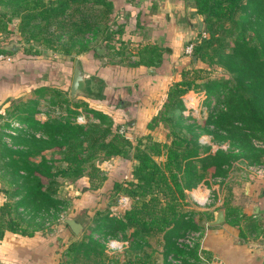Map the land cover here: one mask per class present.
<instances>
[{
    "label": "trees",
    "instance_id": "obj_1",
    "mask_svg": "<svg viewBox=\"0 0 264 264\" xmlns=\"http://www.w3.org/2000/svg\"><path fill=\"white\" fill-rule=\"evenodd\" d=\"M185 1L203 28L192 46L195 66L182 69L147 124L148 131L167 128L164 141L147 134L134 144L127 138L128 127L120 133L121 126L108 114L50 86L42 89L44 109L38 99H30L0 113V240L6 231L33 236L56 224L68 227L61 214L71 209L60 195L61 186L86 177L85 190L96 191L105 179L100 165L121 157L134 161L131 176L114 181L108 194L127 196L129 207L120 213L108 205L98 208L86 236L77 241L70 235L60 264H90L88 258L99 250V256L105 253L108 238L127 241L122 264L207 263L197 242H179L187 232L202 231L212 218L211 212L190 208L186 190L208 178L224 179L235 163L264 165V0ZM0 6L1 34L17 38L26 57L58 50L62 59L74 61L90 50L91 40L103 29L104 45L120 42L118 54L128 64L156 67L162 62L158 44L120 39L122 29L112 27L111 0H0ZM13 20L18 21L15 29ZM100 25L104 27L98 29ZM4 47L0 54L11 52ZM198 63L218 66L222 74L200 76L206 70L197 68ZM98 86L87 97H101ZM190 91H203V118L183 114V97ZM203 136L210 143H203ZM227 211L237 218L235 209ZM93 261L117 263L107 254Z\"/></svg>",
    "mask_w": 264,
    "mask_h": 264
},
{
    "label": "crops",
    "instance_id": "obj_2",
    "mask_svg": "<svg viewBox=\"0 0 264 264\" xmlns=\"http://www.w3.org/2000/svg\"><path fill=\"white\" fill-rule=\"evenodd\" d=\"M111 1L114 4L112 27L122 29L121 40L135 42L134 30L137 19L141 18L145 28L150 26L158 29L153 37L157 42L167 41L169 44L163 46L162 62L156 67L128 64L127 59L118 54L120 42L113 41L114 46L109 48L104 43L98 44L104 55H101L102 52L96 54L94 48L97 44L91 45L90 50L78 58L84 71L91 76L87 84L92 82L93 89L100 85L101 97L91 99L87 95L78 94L76 99H82L90 107L108 114L118 126H128L127 138L135 144L136 138L151 134L147 129L148 122L165 101L168 88L180 80L182 69L188 68L183 53L192 27L189 26L191 22L188 20L187 10L188 27L185 34L181 35L174 29V16L183 0ZM149 12L152 13L148 14ZM146 19L151 21L147 23ZM13 44L17 43H10L9 48ZM43 53L41 51L38 55L26 57L21 48L5 53L12 60L0 61V113L14 104V99L19 98L20 101L38 99L44 109L47 102L42 97V89L46 86L63 92L70 89L74 61L58 58V55L48 58ZM193 93L188 92L183 101L186 98L195 100ZM41 119H45V115H41ZM79 120L85 121V118L79 117ZM109 160L120 163L121 172L116 167L120 176L126 173L125 177L115 181L130 178L133 160L121 157ZM126 166L129 167L128 170H122ZM236 166L244 168V172L235 171ZM85 188L81 190L82 194L87 192ZM107 195L109 196L108 193ZM120 195L122 194L116 196ZM186 195L191 209L212 214L197 240L200 250L205 252V256L202 253L200 256L207 260L206 264H264V176L251 172L245 164L235 163L224 179L208 178L191 190H186ZM77 197L72 198L75 200L72 202L71 213L66 218H75V213L84 208L81 204L83 201L79 199L81 197ZM77 199L79 200L76 201ZM3 201L4 195L0 192V203ZM98 208L96 205L95 209ZM228 208L235 209L236 219L233 220L228 214ZM219 209L224 210V222L210 226L209 222ZM90 210L91 205L87 211ZM71 234L69 227L62 224H56L52 231L37 232L33 236L6 231L0 240V264H60L61 254L70 241ZM123 247L125 251L127 244L124 243Z\"/></svg>",
    "mask_w": 264,
    "mask_h": 264
},
{
    "label": "rangeland",
    "instance_id": "obj_3",
    "mask_svg": "<svg viewBox=\"0 0 264 264\" xmlns=\"http://www.w3.org/2000/svg\"><path fill=\"white\" fill-rule=\"evenodd\" d=\"M179 9L177 10V13L175 14V19L173 20V25H174V29L177 31V33L183 35L185 34L186 30H187V27H188V23H187V17H186V11L188 10V20L189 22H191L189 24V26L192 27V29H190L189 31V39L187 40L186 44H184V49L186 48L187 45L189 44H192L194 43V39L196 38L197 36V33L199 31L202 30L203 28V22H202V27L201 29L199 30V24H198V19H197V15L193 14V7L191 5V3L189 1H185L183 0V3L179 4ZM177 8V7H176ZM4 12V9L3 7L0 6V13ZM152 12H149L148 14H151ZM200 17V16H199ZM112 16H111V20H112ZM147 20V19H146ZM200 20L202 21V19L200 18ZM113 21V20H112ZM111 21V22H112ZM151 21V19L147 20V23H149ZM17 20H13V25H11V27L13 29L16 28L17 26ZM104 27V25H100L98 26V29H102ZM183 29V31L181 30ZM103 30V29H102ZM102 30H101V33H99L95 38H93L91 40V45L94 46H99L98 44H103V41H102ZM158 30V29H153L152 27H148V28H145L144 27V20L141 19V18H138L137 19V23H136V30H134V39H135V43H140V44H152V43H155V44H158L160 47L163 48V46H166V44H169L167 43V41H164V42H157L156 39H154V32ZM1 34V32H0ZM205 34V33H204ZM206 35V34H205ZM7 35L6 34H1L0 35V48L2 46H6L4 48H8L9 49V45H4L7 41L8 43L11 41L17 43L19 45V49L22 48V43L14 37L13 38H10V37H6ZM161 44V45H160ZM8 49L6 51H8ZM18 49V50H19ZM5 51V52H6ZM44 52L43 54L48 57V58H52L53 55H58V58H61V55L59 54L60 52L58 50L56 51H42ZM2 54H5V53H2ZM97 54V52H96ZM101 55H104V52L101 53ZM185 55V56H184ZM80 57V56H78ZM78 57H75V58H78ZM183 57H184V61L187 62V65L188 68L187 69H192L194 65L191 64V55H186L185 53H183ZM65 59V58H64ZM67 60H70V59H67ZM73 62V60H70ZM108 61H109V58H108ZM197 68H204L206 71H201L199 73L200 76H203V77H215V76H219L220 74H222V70L216 66V67H208L207 64H199L198 63V66H196ZM189 77V75L187 76ZM181 78V77H180ZM66 94L67 92L69 93V89H67L66 91ZM194 97H195V100L191 101V104L192 105L191 107H189V109L183 111V114L184 116H187L188 114L192 115L193 118H203L206 114V110L204 109V106H202V103H203V100H204V96H203V91L202 92H194L193 93ZM185 96V95H184ZM14 103L15 104H18V102H20V98L19 99H14ZM161 108V107H160ZM127 125V124H126ZM128 127V126H127ZM151 131V137L153 139H157V140H161V141H164L165 140V133L167 132V128L163 127V126H159L157 127L156 129L154 130H149ZM200 140L204 143L205 141L207 142V140H209V136H203L200 138ZM214 150L217 148V145H214L213 146ZM225 147V146H224ZM244 165V163H242ZM116 167H119V171L121 172V166H120V163H117V161H114V160H108L107 162L105 163H102L100 165V168L102 170V173L104 176V180H103V186L96 190V191H92V190H87L86 193L82 194L81 193V190L83 188H85V186L88 185V182H87V179L86 178H82L79 180V183L77 182L76 184H73L72 186H68V185H63L61 186V190H60V195L62 197H65L68 199V202H69V208L72 209V205H73V200L72 198H79L80 200L83 201V203L81 202V204L84 205V208L81 210V211H78V213H75V218L78 220L79 223H82L83 224V229L81 230L80 234L78 236H75V238H78V240H80L83 236H86L88 233H89V230L91 229V227H93L94 223H93V218H94V214L96 212L97 209L96 208V205L99 206V208H103L105 207L106 205H108L110 207V209L113 211V212H116V213H120V210H124V209H120L117 207V205H115L117 202V196H112V197H109L107 195V193L109 192V190L111 189L110 187L112 186L113 182L115 180H118V178L120 177H125L126 173H123L121 176L119 175L120 173L116 170ZM129 167H123L122 170H128ZM235 171L237 172H244V168L240 167V166H236L235 167ZM71 185V184H70ZM78 186V187H77ZM77 187V188H76ZM110 188V189H109ZM77 189V190H76ZM100 190H102V192H100ZM98 193V194H97ZM75 194H78V195H75ZM104 194V195H103ZM79 199H77L76 201H78ZM91 205V210L90 211H87L88 210V207H90ZM101 205V206H100ZM119 211H118V210ZM71 213V210L68 211V213L66 214V216L68 214ZM76 220V221H77ZM53 228H55V226H53ZM72 233V232H71ZM93 237H96V233H94L92 235ZM72 238V236L70 237ZM99 241H102L101 238H99ZM151 244L153 247H155V241L154 239L151 240ZM125 244H127V241L124 242ZM124 243L123 245L121 246V250L119 251H112V250H108V249H105V253L103 252V254H100L99 256V253H100V250L98 251V253H96L95 257L94 256H91L90 258H88L86 260V262H90V264H107V261L105 262H101V263H96L94 260V258L96 259H102L104 254H107L108 257L110 258H114V260L117 261V263L115 264H122L121 262H123V260L125 259V251L124 250ZM156 255V254H155ZM159 255V254H158Z\"/></svg>",
    "mask_w": 264,
    "mask_h": 264
},
{
    "label": "water",
    "instance_id": "obj_4",
    "mask_svg": "<svg viewBox=\"0 0 264 264\" xmlns=\"http://www.w3.org/2000/svg\"><path fill=\"white\" fill-rule=\"evenodd\" d=\"M198 19V24H199V30L202 27V21L200 20V17L197 15ZM11 51H16L19 49V45L13 44L10 48ZM97 53L102 52V47L96 46L94 48ZM90 74L86 71H84L82 67V63L80 58H76L74 60V66H73V75H72V80H71V85H70V97L71 98H76L78 94H84V95H89V89L91 88L92 82L88 85L87 82L90 81ZM225 217H224V210L219 209L215 213V217L212 221L209 222L210 226H216L220 225L224 222ZM64 222L68 225L69 229L71 232L75 235L78 236L83 229V224L79 223L76 221L75 218L72 217H67L64 219Z\"/></svg>",
    "mask_w": 264,
    "mask_h": 264
},
{
    "label": "built area",
    "instance_id": "obj_5",
    "mask_svg": "<svg viewBox=\"0 0 264 264\" xmlns=\"http://www.w3.org/2000/svg\"><path fill=\"white\" fill-rule=\"evenodd\" d=\"M192 44H189L186 46V48L184 49V53L186 55H191V52H192ZM11 57L9 55H6V54H0V61H11ZM191 101L192 99L191 98H186L185 99V103L186 106V109L188 110L189 107H191L192 105L191 104ZM125 127L121 126L120 129H119V132L120 133H124L125 132ZM225 146V147H224ZM222 148H226L227 146L226 145H222L221 146ZM247 168L248 170H250L251 172L257 174L258 176H264V165H247ZM116 205L118 208L120 209H126L128 207V204H129V198L127 196H124V195H120L117 197V200H116ZM69 210L67 211H63L62 214H61V220H64L65 217H66V214ZM200 237V232H187L186 235L183 237V238H180L179 239V242L181 243H186V244H189V245H192L194 242H198L197 240L199 239ZM123 241L120 240V239H115V238H108V240L106 241V244H107V249L108 250H112V251H119L121 250V246L123 245Z\"/></svg>",
    "mask_w": 264,
    "mask_h": 264
},
{
    "label": "flooded vegetation",
    "instance_id": "obj_6",
    "mask_svg": "<svg viewBox=\"0 0 264 264\" xmlns=\"http://www.w3.org/2000/svg\"><path fill=\"white\" fill-rule=\"evenodd\" d=\"M94 86H95V84H94ZM92 89H93V85H92V87H91Z\"/></svg>",
    "mask_w": 264,
    "mask_h": 264
}]
</instances>
